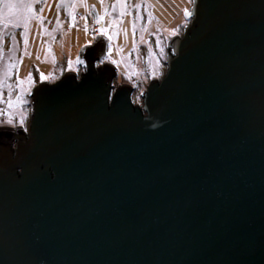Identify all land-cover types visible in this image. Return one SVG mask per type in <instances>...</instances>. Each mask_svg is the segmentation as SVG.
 <instances>
[{"label": "water", "instance_id": "1", "mask_svg": "<svg viewBox=\"0 0 264 264\" xmlns=\"http://www.w3.org/2000/svg\"><path fill=\"white\" fill-rule=\"evenodd\" d=\"M188 17L141 106L110 100L103 34L35 89L30 137L0 147V264H264V0Z\"/></svg>", "mask_w": 264, "mask_h": 264}, {"label": "rangeland", "instance_id": "2", "mask_svg": "<svg viewBox=\"0 0 264 264\" xmlns=\"http://www.w3.org/2000/svg\"><path fill=\"white\" fill-rule=\"evenodd\" d=\"M53 1L55 4H48L40 14L45 0H28L34 13L19 27L6 25L0 16V98L2 83H8L6 98L12 105L26 103L30 111V86L53 83L68 71H78L81 48L96 40L97 34L111 37L105 58L118 72L114 89L122 82L132 83V101L143 105L149 81L162 78L167 71L169 41L183 34L193 4L190 0ZM23 83L26 90L20 88ZM1 103L0 123L13 125L16 110L4 113Z\"/></svg>", "mask_w": 264, "mask_h": 264}, {"label": "flooded vegetation", "instance_id": "3", "mask_svg": "<svg viewBox=\"0 0 264 264\" xmlns=\"http://www.w3.org/2000/svg\"><path fill=\"white\" fill-rule=\"evenodd\" d=\"M48 4H50V6H52L53 4H55V1L45 0L42 9L39 12L40 14L42 13L43 9H45L47 7ZM187 20H189V22L187 21V23L184 25V31H185L186 25L191 23L192 18H190V19L188 18ZM36 23H41V21L36 22ZM184 31H183V34H184ZM95 32H96V30H95ZM182 35H180V36H182ZM96 36H99V34H97ZM168 54H169V50H168ZM106 56H107V53L105 51H102V52L96 54L95 66L97 68L103 67L106 65V63L108 62L105 58ZM76 66H78V68L76 69L78 71H74V72H77L78 77L80 78L82 76V74L86 71V68L82 65H78L77 61H76ZM116 71H117V69H116ZM62 75L59 77V79L62 77ZM114 79H118V72H116V74L113 75V78L111 81L110 87H111V90H113V91L116 89V88L114 89V87H115ZM159 79H161V77L160 78L156 77V78L151 79L148 83V86H149L151 81L159 80ZM54 82H56V81H54ZM7 84L5 85V83H2L3 87L1 90L3 92V95L0 98V101L2 102L1 103L2 104V112L7 113L8 111L15 109L16 112L14 114L16 116V120H15L13 125H11L9 123L5 124L3 122L0 123V147H3L4 150L6 151V153L10 150H12L14 153H16L19 146L23 145L25 143L26 139H28L30 137V134H31V127H32V123H33V118H34V113H35V103H36L34 100L35 95H36L35 89L37 87L44 85V84L48 85L51 83H42V85H38L39 83L35 82V84L30 86L27 94L30 95L31 100H32V107L33 108L31 111H30V108L28 109L26 107V103H21L20 101L15 103V105H12V103H11V107H9L8 102H10V101L4 95V90L8 88V87H6ZM20 86H21L20 88H22L23 90L27 89L26 88L27 86L24 85V83L21 84ZM119 86L120 87L115 90V93L113 95L111 94L112 99H113L114 95L122 88H129L131 90V96H132V92L134 90V85L132 83L122 82ZM113 91H111V93H113ZM131 99H132V97H131ZM6 156H7V154H6ZM18 172L20 173L21 169H19Z\"/></svg>", "mask_w": 264, "mask_h": 264}, {"label": "snow or ice", "instance_id": "4", "mask_svg": "<svg viewBox=\"0 0 264 264\" xmlns=\"http://www.w3.org/2000/svg\"><path fill=\"white\" fill-rule=\"evenodd\" d=\"M190 2L195 3L196 0H190ZM187 11L185 9L186 13ZM33 13L34 5L28 0H0V16L3 17L6 25L19 27L21 21L26 24ZM109 39H111L110 36ZM29 77H31V74H29ZM9 107H11V102H9Z\"/></svg>", "mask_w": 264, "mask_h": 264}, {"label": "bare ground", "instance_id": "5", "mask_svg": "<svg viewBox=\"0 0 264 264\" xmlns=\"http://www.w3.org/2000/svg\"><path fill=\"white\" fill-rule=\"evenodd\" d=\"M90 27H91V26H90ZM91 28H92V27H91ZM92 30H94V28H92ZM92 43H93V42H92ZM92 43H91V44H92ZM71 72H72V71H71ZM62 76H63V75H62ZM58 80H59V79H58Z\"/></svg>", "mask_w": 264, "mask_h": 264}, {"label": "trees", "instance_id": "6", "mask_svg": "<svg viewBox=\"0 0 264 264\" xmlns=\"http://www.w3.org/2000/svg\"><path fill=\"white\" fill-rule=\"evenodd\" d=\"M51 2V1H50ZM36 24H39V23H36Z\"/></svg>", "mask_w": 264, "mask_h": 264}, {"label": "built area", "instance_id": "7", "mask_svg": "<svg viewBox=\"0 0 264 264\" xmlns=\"http://www.w3.org/2000/svg\"><path fill=\"white\" fill-rule=\"evenodd\" d=\"M98 26V25H97ZM96 30V29H95Z\"/></svg>", "mask_w": 264, "mask_h": 264}]
</instances>
